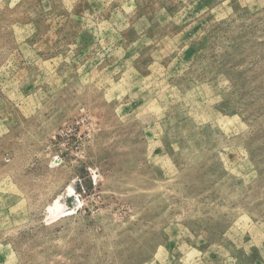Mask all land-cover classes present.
Masks as SVG:
<instances>
[{"label": "rangeland", "instance_id": "obj_1", "mask_svg": "<svg viewBox=\"0 0 264 264\" xmlns=\"http://www.w3.org/2000/svg\"><path fill=\"white\" fill-rule=\"evenodd\" d=\"M0 264H264V0H0Z\"/></svg>", "mask_w": 264, "mask_h": 264}]
</instances>
